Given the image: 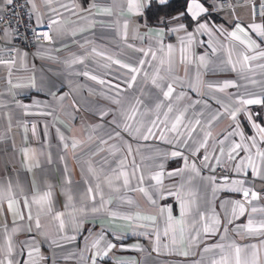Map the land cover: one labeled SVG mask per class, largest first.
Returning a JSON list of instances; mask_svg holds the SVG:
<instances>
[{"label":"crops","instance_id":"1","mask_svg":"<svg viewBox=\"0 0 264 264\" xmlns=\"http://www.w3.org/2000/svg\"><path fill=\"white\" fill-rule=\"evenodd\" d=\"M153 1L29 0L60 19L12 60L4 33L0 264H264V5L189 0L165 26Z\"/></svg>","mask_w":264,"mask_h":264},{"label":"built area","instance_id":"2","mask_svg":"<svg viewBox=\"0 0 264 264\" xmlns=\"http://www.w3.org/2000/svg\"><path fill=\"white\" fill-rule=\"evenodd\" d=\"M29 0H13L12 5H7L5 10L0 14V44L4 43L3 35L6 31L10 33V48L7 51V59L12 60L16 57L18 50H24L33 53L41 43L51 41V27L60 17H49L45 22L38 26L32 23L31 15L28 8ZM255 0H219L220 9L231 8L244 4L253 3ZM264 5V0H259ZM47 32L50 39L44 38ZM39 33V35H36ZM213 173L215 175L227 178L229 173L223 165H217Z\"/></svg>","mask_w":264,"mask_h":264},{"label":"snow or ice","instance_id":"3","mask_svg":"<svg viewBox=\"0 0 264 264\" xmlns=\"http://www.w3.org/2000/svg\"><path fill=\"white\" fill-rule=\"evenodd\" d=\"M4 3L7 4V5H12V4H13V0H4ZM193 6H194L196 9H198L200 12L206 11V9H204V8H203L201 5H199V4H196L195 2H194V5H193ZM189 11H192V8H190ZM108 14H111L110 11H109ZM196 14H197L196 12L193 13L194 16H195ZM200 27H201V28H205L206 25L201 24ZM236 27H237V29H239V31H241V32H244V31H245L243 28L240 27V25H237ZM250 27H252V28H254V29H258L260 26H259V25H252V26H250ZM259 34H260L261 36H264V31H261ZM36 35H39V33H36ZM43 35H44V38H45L46 40H47V39H50V37H49V35H48L47 32H45ZM230 35H231L234 39L240 41L241 43H247V46H248L249 48H251V47L253 46V44H255V41H252V42L249 43V42H246V41H244V40H241L240 36H238V35H237V32H235V31H233L232 33H230ZM189 36H191V34H189ZM257 47H258V45H257ZM259 55H260V56H264V52L259 53ZM256 58H257L256 56L249 57V56H247V55H244V60H245V61H248L249 59H256ZM201 59H203V57H201ZM0 63H3V61H0ZM116 63H119V61H116ZM141 63H143V61H141ZM122 66H123V67H126V68L129 67L128 65H122ZM130 70L133 71V72L137 71V69H135V68H131ZM85 75H87V73H85ZM91 78L94 79V80L96 79L95 76H93V77H91ZM132 80H133V81L135 80V76L132 77ZM153 82L155 83V81H153ZM100 83H103V81H100ZM129 86H131V84H130ZM157 86H158V85H157ZM226 86H227V85H226ZM209 87H211V85H209ZM172 91H173L172 86L169 85V86H168V91L164 92V95H165L166 97H169V96L171 95ZM242 103H244V104H260V103H262V101L259 100V99H248V100L243 101ZM170 110H171V109H170ZM235 115H236L235 113L232 114L233 119H235ZM181 118H182L181 116H177V117H176V123L172 125V128L170 129V131H176L177 126L179 125V123H180V121H181ZM254 126H256V125H254ZM257 127H258V126H257ZM148 131L151 132V129H149ZM259 131L262 132V133H264V128H260ZM209 135H210V133H209ZM146 138H147V136H145V139H146ZM203 146H204V145L201 144V147H203ZM239 148H241V145L236 144V145L234 146V148L232 149V152H235L236 149H239ZM221 151H223V149H221ZM180 155H181V153H179V152H173V153H172V156H173V157L180 156ZM258 155H260V156H264V153H258ZM230 158H234V157L231 156V154H230ZM207 159H208V157H205V160H207ZM157 179H158V177H157ZM213 179H214V178H213ZM235 183H239V182H235ZM125 184H127V180H125ZM237 190H239V189H237ZM89 191H91V190H89ZM243 195H244V197H248V196H249V192H248L247 190H245V191L243 192ZM251 195H252L253 198H256V195H257V194H256L255 192H252ZM237 203H238V202H237ZM238 206H239L240 212L243 213V211H244L243 205H238ZM9 207H11V202L9 203ZM254 210H255V209H254ZM151 219H154V217L151 218ZM37 227H39V221H37ZM262 227H264V225H262ZM206 231H207V229H206ZM110 247H111V245H110ZM186 254H187V253H185V255H186ZM221 259H222V264H227V257H222ZM9 264H11V261H9ZM235 264H242V261H241V249H240L239 247H237V248L235 249ZM243 264H247V261H244Z\"/></svg>","mask_w":264,"mask_h":264},{"label":"trees","instance_id":"4","mask_svg":"<svg viewBox=\"0 0 264 264\" xmlns=\"http://www.w3.org/2000/svg\"><path fill=\"white\" fill-rule=\"evenodd\" d=\"M86 5L90 0H80ZM189 0H169L167 3L151 2L144 10L142 19L148 25H167L172 18L179 17L188 25L192 20L186 12Z\"/></svg>","mask_w":264,"mask_h":264}]
</instances>
